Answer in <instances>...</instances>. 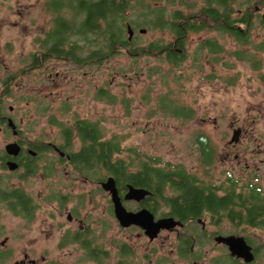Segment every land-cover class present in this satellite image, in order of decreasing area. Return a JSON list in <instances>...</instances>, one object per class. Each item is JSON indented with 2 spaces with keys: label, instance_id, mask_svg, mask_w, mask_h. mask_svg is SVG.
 Wrapping results in <instances>:
<instances>
[{
  "label": "rangeland",
  "instance_id": "obj_1",
  "mask_svg": "<svg viewBox=\"0 0 264 264\" xmlns=\"http://www.w3.org/2000/svg\"><path fill=\"white\" fill-rule=\"evenodd\" d=\"M53 1L3 0L0 6V79L16 74L11 89L8 88L12 97L7 98L6 93H2L0 105H5L4 111L10 113L7 107L13 105L12 117L19 123V119L23 118L20 125L26 137L60 146L63 144L62 128L73 125L76 120L86 119L98 124L105 139L120 141L121 152L114 158L121 157L126 164H134L138 157L159 159V166L168 169L180 166L195 176L198 184H214L218 194L228 188L227 174L232 172L234 178L239 177L233 185L237 192L249 185L259 186L264 191V111L253 108L255 104L264 103V78L261 80L264 77V21H261L264 6L258 11L259 17L251 23L249 41L244 47V50L253 53V59L261 60L256 69L251 56L244 59L237 57L235 51L240 50L241 45L233 37L226 32L206 28L187 34L180 67L177 72L171 70L164 56L146 49L151 42L159 39H162L160 44L168 43L172 38L169 30L148 24L136 25L140 21L136 17L140 13L137 10L129 11L127 17L130 16L128 20L134 27L133 47L139 48V53L137 51L132 55L134 51L129 54L124 47H116L114 55L94 59L75 68L61 62V72L67 75L55 82H47L40 68L27 73L21 71L31 62L33 51L37 49L36 38L40 41L42 31H52L58 16L64 15L71 20L74 15L67 8L70 0H56L61 3L58 10H53ZM188 2L193 3L191 8L180 0H171L170 3L163 0L159 4L166 5V12L169 13L179 7L185 15L195 14L203 5L202 0ZM7 3L12 5L11 10L6 9ZM232 16L237 17L238 13ZM240 26L246 27L243 24ZM142 29L145 32L140 31ZM214 37L217 47H221L220 53L211 52L210 46L205 43ZM96 46L92 44V48ZM79 53L84 57L86 50ZM101 88L108 99L101 97L102 92L99 94ZM4 89L1 84L0 94ZM44 104H49L47 109ZM176 106L185 109L183 115L173 114ZM251 120H254L253 124ZM236 125L252 132V136L243 133L234 150V153L246 154L248 160L258 167L245 176L242 168L233 170L230 166L233 158H223L225 144L233 136ZM201 135L208 138L209 149L212 150L213 158L209 163L204 161L201 144L196 142ZM4 139V134L0 133V147ZM80 145V139L73 136L71 146L65 151L73 152ZM39 158L34 173L30 175L0 169V188H22L32 201L40 203L35 215L52 223L46 225L45 233L48 235L37 236L41 245L55 250L61 227L62 230L70 226L81 230L76 225V219L84 225L90 224V233L95 237L101 230L97 222L104 219L112 225L114 219L109 196L99 185L102 177L107 176L103 169H92L88 175L79 174L66 158L61 160L52 148L40 153ZM158 205L159 211L165 210L162 201H158ZM129 206L135 207V204ZM68 212L74 218L71 223L66 218ZM0 213L6 221L14 217L6 209H1ZM209 217L204 215L206 221ZM223 218L212 228L221 234L244 236L255 248L257 256L249 264H264V229L244 225L237 227L238 220L230 222ZM35 235L34 231L30 233V237ZM135 236L136 231H125V237L131 239L135 246L148 249L144 239L134 240ZM174 237V233L161 232L155 242L157 264H191V260L185 262L182 259L181 262L177 257ZM200 250L204 252L201 261L205 264H246L231 262L229 252L212 243H207Z\"/></svg>",
  "mask_w": 264,
  "mask_h": 264
},
{
  "label": "trees",
  "instance_id": "obj_2",
  "mask_svg": "<svg viewBox=\"0 0 264 264\" xmlns=\"http://www.w3.org/2000/svg\"><path fill=\"white\" fill-rule=\"evenodd\" d=\"M160 1L163 0H75L74 2L70 0L67 8L74 15L71 20L64 15L54 20L52 39L60 41L63 55H71L78 62L84 59L100 60L104 56L114 55L117 52L116 47H124L129 54L130 51H134L132 55H135L137 51L139 53V48L133 47L134 42L128 40L127 25L134 27L129 22L128 19L131 18L127 17V13L138 10L140 13L138 12L136 17H139L140 21L136 25L165 27L174 37L173 41L169 40L164 45L160 44L162 39H159L151 42L146 48L151 53L164 56L167 63L179 65L184 53H179L174 48L183 47L188 33L205 29L210 24H215L219 32H226L241 45V49L235 51L238 58L244 59L247 56H251L250 59L254 58L253 53L247 52L244 47L249 41L251 23L255 17H259L256 8L264 6L262 0H202L203 5L200 10L188 15H185L179 7L171 13L166 12V5L159 4ZM188 1L180 0L187 8H191L193 3L190 4ZM170 2L171 0H166V3ZM241 5L244 7L242 8ZM52 8L60 9L61 3L53 1ZM235 12L238 13L237 17L232 16ZM240 24L246 25L247 29L238 28ZM229 26L236 27L229 28ZM99 39L101 41L97 42ZM79 40L83 41L79 42ZM215 40V38L206 40V45L212 47L214 52L217 51V46L215 48L212 46ZM172 42L175 44L172 45ZM93 43L97 45L96 48H92ZM81 50H86L84 57L79 53ZM180 111H182L179 112L180 114H184L185 109ZM60 133L63 138L60 148L63 149L71 146L73 136L80 139V147L68 154L72 165L83 174L88 175L90 170L100 168L116 178L118 187L126 182L134 186L146 187L178 217H201L208 214L212 218L225 217L230 222L236 219L237 227L244 225L264 229V191L262 192L259 186L249 185L245 190L237 192L233 189L234 184L229 181L232 186L224 189L223 195H220L216 192L218 188L214 184H198L196 177L180 166H175L173 169L159 166V159L138 157L134 164H126L123 158H114L121 152L120 141L115 138L103 139L98 124L86 119L76 120L73 125L63 127ZM208 144L207 141L202 140L201 152L206 163L213 158ZM30 173H33L31 168ZM16 199L27 200L20 194L16 195ZM150 207L154 208L152 204Z\"/></svg>",
  "mask_w": 264,
  "mask_h": 264
},
{
  "label": "flooded vegetation",
  "instance_id": "obj_3",
  "mask_svg": "<svg viewBox=\"0 0 264 264\" xmlns=\"http://www.w3.org/2000/svg\"><path fill=\"white\" fill-rule=\"evenodd\" d=\"M2 2L3 0H0V6ZM11 8L12 5L10 3H7L6 9L11 10ZM260 9V7L256 8L257 11H260ZM214 25L210 24V26L207 28L213 29L214 31H219L218 27ZM233 27L236 26H229V28ZM182 28L185 29V27L183 26ZM238 28L242 29L243 27L238 26ZM244 28L246 30L247 26ZM202 30L191 31V33L200 32ZM42 33L43 37L40 39V41L38 40V38H36L37 49L33 51V58L31 62L26 65V67L22 68V73L31 72L32 70H34V68H40L39 70L41 72H44L43 79L45 81L55 82L57 79H61V76L67 75L61 72V62L71 64L73 67L83 64L85 65L91 62V59H84L81 62H78L71 55H63L61 53L60 41H53L51 30L49 32L43 30ZM187 36L188 35H186V37ZM214 38L216 39V37ZM170 40L173 41L174 37H172ZM174 44L175 43H173L172 45ZM217 45V40H215V44H213L212 46L215 48ZM65 50L69 49L65 48ZM174 50L179 53L184 52L183 47H175ZM209 50L215 53L212 50V47H209ZM217 52H221L220 46L217 47ZM196 58L199 59V56H196ZM26 60L29 59L27 58ZM251 62L254 65L253 67L256 69L261 63V60L260 62H258L257 60H251ZM168 65L169 67L171 66V70L174 71H176L177 68L180 67V64L175 65L171 64L170 62H168ZM263 78L264 77H262L261 80H263ZM15 79V73H13L11 76L9 75L6 78L0 79L1 84L5 88L0 95H2V93H6V96H8L7 98L12 97L11 90H8V88L11 89V84ZM262 87H264V83H262ZM100 92H102L101 97H107L108 99L107 94L105 96V90L103 88H101V91L99 90V94ZM27 100L28 99H26V101ZM48 105L49 104H44V108L47 109ZM4 106L0 105V133H3L5 136L3 145L2 147H0V169H8L12 172L21 171L26 175L33 174L37 164L36 161L40 159V153H43V151L50 148L57 152L61 160L66 158L71 166H73L70 159L71 157L65 151V149L60 148V146L54 145L50 142H40L38 140H31L26 137L23 132L24 129L20 125V123H22L23 121V118L19 119L20 123L19 121L17 122L16 119L12 117L13 105H9L7 107V110L11 111V113L4 111ZM253 108L254 110L264 111V103L255 104ZM175 109L176 111H174L173 114L182 112L180 110L184 108L176 106ZM192 112L193 111H190V113ZM181 114L183 115V113ZM251 123L253 124L254 120H251ZM234 131L238 139L237 141L232 142V136L229 139L228 143L225 144L226 151L223 152V158H233V160H230V166H232L233 170L235 168H242V174L245 176L249 171H252L254 168L258 169V167L255 163L248 160V156L246 154H239L238 151L234 153V150L239 145L238 142L241 135L244 133L252 136V132L250 131V133L244 127H239L237 125L235 128H233V132ZM103 139L105 138L103 137ZM202 140L209 143V140L205 135L197 137L196 142L201 144ZM233 161H235V163H233ZM73 167L75 168V166ZM30 168L32 169L33 173H30ZM77 172L79 174H83L81 171L77 170ZM109 176H112L115 179L120 202L128 211L136 212L145 208L153 214L155 220L163 217H173L174 220L179 221L181 224L176 225L175 227H172L170 229H161L157 236L153 239H151L145 233V230L139 225L131 224L127 227L122 226L115 216L114 204L111 199L110 193L104 190L101 186V183L105 181ZM86 179H88V177ZM227 179L228 183L226 185H229L228 187H230L232 185L229 184V181L235 184L238 182L239 177L234 178L232 172H228ZM128 184L131 183L126 182L124 185L118 187L116 178L113 175L107 173V176H105V178L102 177L99 185L101 189L104 190L109 196V202L111 203L110 210L114 219L112 225L110 226V223L104 219H102V222H97L99 226L101 225V230L98 233L97 237H95L90 233V224L87 223L86 225H84L80 219H76V225L78 224L77 227H80L81 230H74L73 226H70L71 228L67 227L65 230H62L61 227V232L58 235L57 240L55 241V250L46 248L38 242L39 239L37 236L48 235L47 233H45L46 225L52 224L46 219H41L35 215L37 213V204L40 203L32 201V198L22 188H0V210L6 209L14 215V217H12V220L6 221V219L3 218L0 213V264H157V246H155V242L163 231L175 234L173 245L175 246V253L181 262L182 259H184L185 262H189L191 260V264H205L204 261H201L204 252L200 249L207 243H212L214 246H219L224 252H229L227 245L223 242H218L216 238L217 236L225 237L228 235L236 234H221L214 228H212V225L216 227L217 221L221 222L222 220H224L223 217H209L207 221L204 219V216H190L188 218L178 217L171 212V209L162 200L157 199L154 196L153 192H151L150 189L146 187L142 188L149 190L150 194L147 195L144 199H141L139 201L134 199L128 200L125 198ZM222 187L223 186H220V188ZM17 194L23 195V197L27 198V200H17ZM220 195L223 194L221 193ZM150 199H154L155 201ZM158 201H162V204L166 206L165 210H158ZM132 203L135 204V207L129 206V204ZM151 204L154 208L150 207ZM66 218L70 223L74 220L70 212L67 213ZM126 230H129L130 232L136 231L134 240L144 239V244H147L148 249L142 250L135 246L131 242V239L129 240L125 237ZM32 231L37 233L35 237H30V233ZM99 237H101V240H98ZM245 240L251 246L252 252L254 254L253 261L249 262L252 263L257 258L255 248L248 242L246 238ZM197 250H199V252L198 254H195ZM172 251H174V249H172ZM147 252H149V254ZM229 256L230 257L228 258L231 259V262L239 261L245 263L242 258L232 256L230 252Z\"/></svg>",
  "mask_w": 264,
  "mask_h": 264
},
{
  "label": "water",
  "instance_id": "obj_4",
  "mask_svg": "<svg viewBox=\"0 0 264 264\" xmlns=\"http://www.w3.org/2000/svg\"><path fill=\"white\" fill-rule=\"evenodd\" d=\"M262 19L264 21V13L262 14ZM128 30V40H131L133 35V30L130 25H127ZM145 32L144 29L140 30ZM239 131V130H238ZM238 137L236 136L235 131L233 132V137L231 141H237ZM12 169V167H11ZM101 186L104 190L108 191L111 195V199L114 204V213L122 226H129L131 224L139 225L144 230L145 233L153 239L157 236L161 229H170L176 225H180L179 221L173 219V217H163L157 220L154 219L153 214L143 208L139 211L132 212L128 211L120 202L118 196V189L116 187L115 179L112 176H109L105 181L101 183ZM150 194V191L142 188L135 187L132 184L127 185V192L125 198L128 200H141L144 199L147 195ZM218 242H223L227 245L228 250L232 256L237 258H242L245 263L253 261L254 254L252 252L251 246L246 242L245 238L241 235H228V236H217Z\"/></svg>",
  "mask_w": 264,
  "mask_h": 264
}]
</instances>
